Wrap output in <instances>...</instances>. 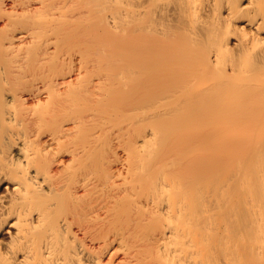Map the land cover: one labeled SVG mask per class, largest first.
Returning a JSON list of instances; mask_svg holds the SVG:
<instances>
[{
  "label": "bare ground",
  "instance_id": "obj_1",
  "mask_svg": "<svg viewBox=\"0 0 264 264\" xmlns=\"http://www.w3.org/2000/svg\"><path fill=\"white\" fill-rule=\"evenodd\" d=\"M2 188L0 264H264V0H0Z\"/></svg>",
  "mask_w": 264,
  "mask_h": 264
},
{
  "label": "rangeland",
  "instance_id": "obj_2",
  "mask_svg": "<svg viewBox=\"0 0 264 264\" xmlns=\"http://www.w3.org/2000/svg\"><path fill=\"white\" fill-rule=\"evenodd\" d=\"M3 188H4V187H3ZM3 188H2V190H0V196H1V197L5 196V194H6V192L3 191ZM2 195H3V196H2ZM8 240H9V239H8L7 235L4 234V235L0 236V242H1V243H4V242L6 243V242H8Z\"/></svg>",
  "mask_w": 264,
  "mask_h": 264
}]
</instances>
